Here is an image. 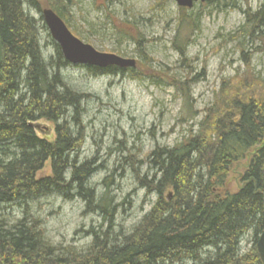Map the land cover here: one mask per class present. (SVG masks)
I'll return each mask as SVG.
<instances>
[{
  "label": "trees",
  "instance_id": "1",
  "mask_svg": "<svg viewBox=\"0 0 264 264\" xmlns=\"http://www.w3.org/2000/svg\"><path fill=\"white\" fill-rule=\"evenodd\" d=\"M44 1L0 0L4 50L0 68V264H263L257 242L263 232L264 78L252 72L251 61L264 52V1L253 12L249 0H241L247 9L240 39L243 46L252 45V54L245 59L248 75L223 83L215 106L207 111L196 133L191 131L171 149L157 148L150 154L154 175L150 181L147 177L139 180L157 195V201L131 233L114 225L116 216L105 204L109 195H97L92 187L91 179L97 173L94 163L79 159L84 144L83 103L88 96L67 84L63 71L71 65L42 17V9L53 10L78 37L72 15L76 3ZM26 6L40 18L31 17ZM201 6L218 12L243 9L240 0H206ZM186 11L180 9L179 25L186 22L196 32L202 14L192 18ZM132 20L113 27L120 39L135 42L141 60L148 63L144 38L132 32L139 22L135 16ZM43 37L46 47L54 50L50 58L43 52ZM186 47L173 42L183 57ZM142 66L82 68L95 78L142 79L136 73ZM41 120L55 124L53 140L39 137L35 125ZM49 161L51 175L39 178ZM238 166L242 176L232 191L230 176ZM53 193L69 201L83 199L89 211L106 214L109 227L91 230L87 250L51 245L41 222L30 214H23L12 225L5 221L6 206ZM249 235L253 245L245 252L242 244Z\"/></svg>",
  "mask_w": 264,
  "mask_h": 264
},
{
  "label": "rangeland",
  "instance_id": "2",
  "mask_svg": "<svg viewBox=\"0 0 264 264\" xmlns=\"http://www.w3.org/2000/svg\"><path fill=\"white\" fill-rule=\"evenodd\" d=\"M74 1L72 15L80 40L100 52L144 64L136 69L142 79L95 78L83 66L71 65L63 71L67 84L88 96L83 103L84 144L79 159L94 163L97 173L91 179L92 187L97 195L109 191L110 201L105 204L116 216L114 225L131 233L157 201V195L139 180L147 177L150 181L154 175L150 154L157 148L176 146L191 131L196 133L207 111L215 106L223 83H231L237 75H248L245 59L252 54V45L243 46L239 33L245 24L246 2L240 0L242 10H203L201 3L186 9L192 18L202 14L200 29L192 33L186 22L179 25L181 8L173 0ZM263 1L249 0V7L255 12ZM26 10L31 17L41 16L28 6ZM132 16L139 22L133 35L144 38L148 63L141 60L135 42L120 39L113 27L114 23L120 28L123 21H133ZM175 40L179 45H187L184 57L173 48ZM254 43L260 47L259 41ZM42 47L46 58L54 55V50L46 47L45 37ZM262 53L253 56L251 70L264 78ZM36 124L40 138L54 139V123L41 120ZM237 168L230 176L232 191L237 190L242 176L240 167ZM50 175L49 161L38 177ZM2 214L10 225L23 214H30V218L41 222L40 228L51 245L79 252L90 246L92 229L106 230L110 225L105 213L89 211L83 199L69 201L55 193L26 204H10ZM252 245L251 235L244 238L245 252Z\"/></svg>",
  "mask_w": 264,
  "mask_h": 264
},
{
  "label": "water",
  "instance_id": "3",
  "mask_svg": "<svg viewBox=\"0 0 264 264\" xmlns=\"http://www.w3.org/2000/svg\"><path fill=\"white\" fill-rule=\"evenodd\" d=\"M179 8L192 9L197 3L206 0H173ZM42 17L49 33L56 44L59 45L64 59L73 66H91L97 68L118 67L121 69H135V59L124 58L112 53H103L92 45L77 38L65 22L51 9H44ZM4 60V50L0 33V68ZM38 128V126H36ZM263 232L257 242V250L264 264V197L262 214Z\"/></svg>",
  "mask_w": 264,
  "mask_h": 264
},
{
  "label": "bare ground",
  "instance_id": "4",
  "mask_svg": "<svg viewBox=\"0 0 264 264\" xmlns=\"http://www.w3.org/2000/svg\"><path fill=\"white\" fill-rule=\"evenodd\" d=\"M263 54V53H262ZM264 80V79H263ZM188 96V95H187ZM185 99V98H184ZM191 99V98H190ZM186 102V101H185ZM192 102V101H191ZM81 110V109H80ZM79 116V115H78ZM69 117V116H68ZM67 119V118H66ZM75 119V118H74ZM77 119V118H76ZM82 119V118H81ZM62 120V119H61ZM59 122H61V121H59ZM82 123V122H81ZM76 129V128H75ZM68 144V143H67ZM171 149V148H170ZM90 162V161H89ZM88 162V163H89ZM94 166V165H93ZM36 167H38V166H36ZM40 167V166H39ZM90 169V168H89ZM88 172V171H87ZM59 177V176H58ZM69 177V176H68ZM112 177V176H111ZM67 179V178H66ZM88 179V178H87ZM59 180V179H58ZM48 183V182H47ZM57 183V182H56ZM86 185V184H85ZM110 185V184H109ZM89 189V188H88ZM83 191V190H82ZM85 191V190H84ZM87 192V191H86ZM91 193V192H90ZM109 192H107V194H108ZM264 197V196H263ZM210 205V204H209ZM224 208H225V206H224ZM149 214V213H148ZM2 219V218H1ZM4 220V219H3ZM180 263V262H179Z\"/></svg>",
  "mask_w": 264,
  "mask_h": 264
}]
</instances>
